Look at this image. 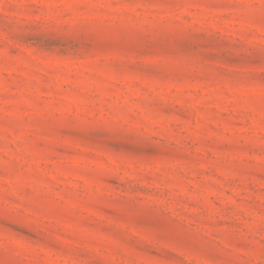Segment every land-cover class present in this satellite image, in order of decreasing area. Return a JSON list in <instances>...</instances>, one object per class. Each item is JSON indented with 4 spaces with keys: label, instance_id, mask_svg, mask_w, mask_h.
<instances>
[{
    "label": "rangeland",
    "instance_id": "rangeland-1",
    "mask_svg": "<svg viewBox=\"0 0 264 264\" xmlns=\"http://www.w3.org/2000/svg\"><path fill=\"white\" fill-rule=\"evenodd\" d=\"M0 264H264V0H0Z\"/></svg>",
    "mask_w": 264,
    "mask_h": 264
}]
</instances>
